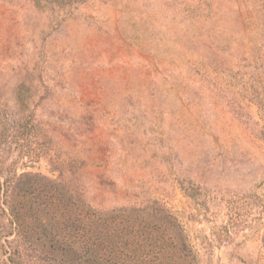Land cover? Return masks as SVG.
<instances>
[{
  "label": "rangeland",
  "instance_id": "obj_1",
  "mask_svg": "<svg viewBox=\"0 0 264 264\" xmlns=\"http://www.w3.org/2000/svg\"><path fill=\"white\" fill-rule=\"evenodd\" d=\"M0 264H264V0H0Z\"/></svg>",
  "mask_w": 264,
  "mask_h": 264
}]
</instances>
